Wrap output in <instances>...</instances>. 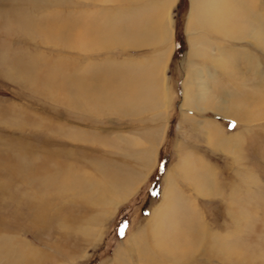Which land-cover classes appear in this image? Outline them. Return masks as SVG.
Instances as JSON below:
<instances>
[{
  "label": "rangeland",
  "instance_id": "obj_1",
  "mask_svg": "<svg viewBox=\"0 0 264 264\" xmlns=\"http://www.w3.org/2000/svg\"><path fill=\"white\" fill-rule=\"evenodd\" d=\"M61 1L55 6L60 19L82 30L91 26L92 35H78L74 28L68 30L67 42L44 41L12 28L10 19H2L0 4V149H8L0 153V175L12 171L6 164L17 161L23 149L33 147L37 155V150L58 147L52 142H63L73 170L98 178L100 170L91 161L111 160L143 179L126 198L112 201L101 226L93 223L100 205L77 206L66 197L54 201V229L33 231L24 216L15 217L26 213V200L18 199L20 184L7 191L14 196L0 193V217L45 250L47 257L38 264H109L120 246L127 252L120 259L123 264H264V0H239L263 25L259 32L249 25L219 28L216 24H229L212 18L190 28L192 0ZM190 40L198 50L191 62L186 60ZM14 56L41 70L48 66L64 75L82 74L91 81V90L99 88L96 105L87 100L76 109L48 97L37 88L36 78H12L18 71L10 69ZM194 70L200 76L189 82ZM144 79L147 89L159 87L160 94L139 92L143 101L130 99L122 84ZM146 150L152 155L148 161L137 155ZM80 156L84 161L76 160ZM174 164L170 180L177 193L168 195L156 237L160 242L167 229L173 231L161 221L175 213L171 203L177 201L192 211L205 234L192 254L169 262L150 246L144 228L164 201ZM73 214L84 229L100 230L98 234L60 227L61 218ZM4 238L0 234V244Z\"/></svg>",
  "mask_w": 264,
  "mask_h": 264
},
{
  "label": "bare ground",
  "instance_id": "obj_2",
  "mask_svg": "<svg viewBox=\"0 0 264 264\" xmlns=\"http://www.w3.org/2000/svg\"><path fill=\"white\" fill-rule=\"evenodd\" d=\"M192 2V11L190 12V17L192 19L190 18L188 25L190 28L196 29L200 26L202 27L204 26V23H206V19L212 18L215 21L222 19L228 23L229 25H225L227 27L224 25L221 27L219 24H216L218 25L217 27L227 30L234 29V27L235 29L246 28L247 25L251 26L252 30L256 32H259L263 29V25L260 24V21L258 22L256 19L257 16H255L251 8H246L239 0H192ZM0 4L4 5L5 10L2 12V19L7 22V19H10L8 24H11L12 28H22L25 33L40 37L44 41L67 42L70 38L68 30L74 28L79 31L78 35L83 36L85 34L86 37L87 34L92 35L91 26H88V28L84 27L82 30L79 29L74 23L70 22L67 24L65 21L60 19L61 12H56L55 6H60L62 4L61 0H2ZM5 6L7 7L5 8ZM96 22L94 24H96ZM219 22L221 23V20ZM149 28H151V26H148V29ZM102 30L104 31V29ZM96 31L98 32L99 30ZM144 35L147 36V34ZM159 37L161 38V36ZM190 46L192 49L190 48L188 61L191 62L193 59L192 53L196 47L194 40H190ZM4 53L6 54V52ZM7 58L8 57L6 55L2 57L5 62L7 61ZM10 60L9 64H11L13 67L10 68L12 69V72L18 69V73L16 72V74H10L12 78L15 77L20 79L21 77H24L26 80H28L31 77L36 78V81L40 80L37 88L42 90L48 97L53 98L55 101H61V103L64 105H71L76 109L81 108L82 101L88 100L89 102L95 104L94 99L96 98V93L99 92V88L96 91V87L94 86L95 90H91L92 85L87 83H90L91 81L82 77V74H77V77L69 74L64 75L59 73L57 70L51 69L52 67L47 68L48 66H44V70H41V68L39 69L38 67H35L36 64L33 63L30 65L29 63L26 65L24 63L25 61L19 60L18 57L15 56ZM190 73L188 76H190ZM102 79L103 78H101L100 81H102ZM145 82H147V80L144 79V81H133V83L122 85L123 88L125 86V88L128 90L127 92L130 95L129 98L132 100H139V98L142 100L143 97L141 95L147 91H152V94L156 93L155 95H152L155 97L157 94H160V89H158V86L157 91H154L151 88L147 89V86L144 84ZM112 84L114 87H116V85L117 88L119 87L118 83L114 82L111 83V85ZM104 89L107 91L106 88ZM86 91L89 93L92 91V93H87L85 95ZM139 92H141V95H139ZM109 99L110 101L112 100L110 95ZM117 103L118 102L116 101L115 104L118 106ZM108 105H111L110 102H108ZM51 144H54V146L58 145V147H50V149H43L40 151L37 150V155H35L36 151L33 147L23 149L24 151H21L20 154H18L17 161H8L6 164V166L10 165L12 167H10V170L12 171L6 173L5 176L0 175V180L3 178V181H0V193L2 197L14 196V194L10 195V193L7 191L10 189L12 184H20L21 191H19L18 199L26 200L27 204L24 208L26 213H24V211H20L15 217L17 218L24 216L25 219H22L26 221L28 225L34 228L33 231L47 228L54 229L56 222L55 218L58 215L55 216L51 209L53 206H56L54 203L55 200L64 199L66 197L72 198V203L77 206L83 204L84 202L96 204L95 206L100 205V208L93 219V223L96 226H101L105 217L110 214L108 207L112 204V201L117 199L118 196L119 198H126L134 188H139L137 187L138 185L133 187L135 182L140 180L138 182L140 183L143 179H140V174L129 169V167H124V165L117 166L111 160L91 161V165L100 170L98 171V178L94 177L92 174H90V172H86V170L85 172L80 171L79 169L73 170L72 168L74 165H71V160H69V158L72 156L71 153L68 150H64V146H60L63 145V142H52ZM6 150L8 149L1 148L0 153H4ZM38 155H40V158H38ZM137 155L147 161L151 159L152 156L150 150H146L142 156L139 152ZM14 157L11 158L14 159ZM79 158L80 159L76 160L84 161L82 156ZM175 165L176 164L171 166L168 170L170 173L169 176H167L168 188L165 190V192H163L164 201L161 203V206L159 205V208L155 207L151 217L148 220V226L144 228L145 235H148L150 236L149 238H151L150 246L155 250L156 253L168 258L169 262L170 260L173 262L180 259L182 260L183 258H186L192 254V252L198 248L200 243L203 242L202 238L205 234V230L202 228L203 224L201 225L200 222L195 220L192 211L189 209H184L182 207L183 205L180 206V203L177 201L171 203L174 206L172 210L175 211V213L170 216H166L163 221H161L162 224H169L168 226H171L173 231H171L170 228L167 229L168 232L163 231L165 240H162L161 238V243L156 237L160 231L156 228V224L158 223L160 217H162L160 214L165 212V202L168 199V195H175L177 193L174 182H171L170 180L171 176L175 172ZM1 166L2 165L0 164V169ZM16 201L19 203L17 199ZM197 217L198 216L196 215V218ZM8 221L9 220L0 217V234L6 235V238H4V243L2 242V244H0V254L3 256V258H0L3 259L2 261L0 260V264H38L43 260V257H47L45 250L43 251L42 249H39L37 246L31 244L30 241L20 237L21 234L17 233L18 228L16 230V225L14 228L12 223L13 226L11 227V223ZM59 223L60 227H66L74 232L83 231L84 234L87 235H89V233H91L93 230H97L93 228L89 232L88 227L87 230L84 229V223L81 220H78V217H76L75 214H73V216L67 215L61 218ZM99 231L97 230L95 232L98 234ZM83 239L85 238L83 237ZM78 241L80 242L79 238ZM164 242L167 245L163 244ZM126 253V250L120 246L109 264H123L120 259ZM108 262L104 263L108 264Z\"/></svg>",
  "mask_w": 264,
  "mask_h": 264
},
{
  "label": "crops",
  "instance_id": "obj_3",
  "mask_svg": "<svg viewBox=\"0 0 264 264\" xmlns=\"http://www.w3.org/2000/svg\"><path fill=\"white\" fill-rule=\"evenodd\" d=\"M197 47V46H196ZM195 47V48H196ZM195 50H196V52L198 51L197 49H194V51H193V53H192V60H194V59H197L196 57H197V55L196 56H194L195 54H196V52H195ZM195 52V53H194ZM195 57V58H194ZM186 60H188V54L186 55ZM195 71V70H194ZM196 73H195V75L196 76H194V78H193V76H191V79H190V81L189 82H191V81H197L198 80V78H199V76H200V73L199 72H197V71H195ZM194 91H193V93H194V95L192 96V101L194 102L195 101V99H196V96L197 95H195L196 93H197V89H196V87L193 89ZM223 103V102H222ZM197 106V105H196ZM219 107H221L222 106V104H219L218 105Z\"/></svg>",
  "mask_w": 264,
  "mask_h": 264
},
{
  "label": "water",
  "instance_id": "obj_4",
  "mask_svg": "<svg viewBox=\"0 0 264 264\" xmlns=\"http://www.w3.org/2000/svg\"><path fill=\"white\" fill-rule=\"evenodd\" d=\"M179 46H180V43H179Z\"/></svg>",
  "mask_w": 264,
  "mask_h": 264
}]
</instances>
